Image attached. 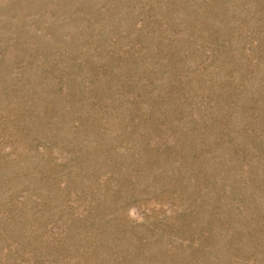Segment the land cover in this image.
Segmentation results:
<instances>
[{
  "label": "rangeland",
  "instance_id": "rangeland-1",
  "mask_svg": "<svg viewBox=\"0 0 264 264\" xmlns=\"http://www.w3.org/2000/svg\"><path fill=\"white\" fill-rule=\"evenodd\" d=\"M0 264H264V0H0Z\"/></svg>",
  "mask_w": 264,
  "mask_h": 264
}]
</instances>
